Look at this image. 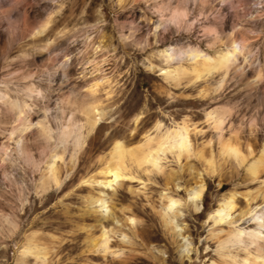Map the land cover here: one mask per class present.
Returning <instances> with one entry per match:
<instances>
[{
	"label": "rangeland",
	"instance_id": "rangeland-1",
	"mask_svg": "<svg viewBox=\"0 0 264 264\" xmlns=\"http://www.w3.org/2000/svg\"><path fill=\"white\" fill-rule=\"evenodd\" d=\"M179 9L185 15L173 19ZM45 20V31H39ZM231 35L245 39L247 56L240 55L227 75L216 71L191 80L186 74L177 83L165 76L163 70L178 63H166L161 49L190 44L213 54ZM93 80L104 114L75 155L70 141L54 146L56 131L71 111L84 120L71 101L78 102ZM0 91L26 102L21 114L31 120L27 131L17 132L15 110L0 101V264H17L28 240L33 245L24 264L39 248L47 264H240L247 250L254 253L253 245L223 248L219 240L236 228H254L251 216L240 212L264 204V170L255 178L246 171L264 145V0H0ZM218 107L226 115L220 130L206 116ZM39 119L51 129L48 140L38 132ZM184 119L190 155L163 153L161 170L150 172L127 162L126 177L111 186L96 181L103 178L98 171L113 139L133 145L145 132L155 133V121L164 129ZM17 134L34 160L17 152ZM219 136L248 159L239 165L220 154ZM56 147L63 152L54 162L60 182L44 187L40 175ZM196 180L204 183L199 209L188 199ZM228 192H236L235 206L227 222L214 223L210 214ZM93 193L106 204L88 203ZM164 194L180 202L173 221L187 234L184 240L165 226ZM102 228L110 238L106 253L89 244ZM182 241L185 254L178 247ZM229 252L237 261L225 256Z\"/></svg>",
	"mask_w": 264,
	"mask_h": 264
},
{
	"label": "bare ground",
	"instance_id": "bare-ground-1",
	"mask_svg": "<svg viewBox=\"0 0 264 264\" xmlns=\"http://www.w3.org/2000/svg\"><path fill=\"white\" fill-rule=\"evenodd\" d=\"M173 12H174L172 13L173 19H174V16L176 17V15L178 17H181V15L183 16V14L185 15V13L180 9L176 11L174 10ZM178 17H176V19ZM46 23H47V20H45V23L43 25L42 24L40 25L42 26V28H40L39 31H45L44 29H45ZM231 36L232 38H230L231 39L230 43L227 46H225L223 49L215 51L213 54H209L208 52L200 48L198 45H190V44L184 45V46H178V47L176 45H170V46H167L161 49L159 51V54L160 56L164 58L166 63H170L171 61L172 62L176 61L178 63L173 68H168V69L165 68V70H163L165 73V76L167 77V79L169 78L171 80L173 79L174 81H176L175 83H177L183 77V75L186 76V74L190 75L187 77H191V80H197L199 78L201 79V77H203L204 75H210L216 71H222L224 75H227L226 73L228 72V70L232 66L237 65L238 63L237 60L240 55L242 56V58H246L247 56V55L246 56L244 55L246 54L245 51L247 49L245 39H243L242 37L237 39L236 37H233V35ZM185 59L191 60L190 62L191 65L189 68L182 65L181 61ZM145 65H147L150 69L151 67H154L150 61H148V64H145ZM101 77H103V75ZM90 79H92V77ZM96 81H98L99 83L101 80L98 79ZM96 81L91 82V84L86 88L85 92H83L82 97L79 98L80 100H78V102H76L75 100L71 101V105H72L71 107L74 109H78V111L82 113L84 120L80 121L79 119L78 120L75 119L73 117L74 116L73 111H71L65 124L60 123V126L58 127L56 131L57 143L56 141L55 143L57 145L55 144L54 146H58V143H60V146L62 148V146L64 145L66 146V143H69L70 141V143H72L73 145L74 154H75V150H77L78 148H81L84 145L88 133L91 132L102 119L104 111H103V108L100 106L99 100L95 97L97 96L95 94V91H96L95 86L97 85ZM0 101L7 104L8 105L7 107H9V110L10 109L15 110V114L17 116L16 119L17 120L19 119V124L17 123L18 125L13 126L12 127L13 129H15L16 131L17 130L24 131L26 128L30 127L31 120H29L26 117L27 115L23 116V114H21L23 112V107L27 105L25 104L26 102L21 103L20 101L16 99H11L5 92H1V91H0ZM224 114H225V109L223 107H218V108H215V109H212L206 112L207 119L212 121L213 126L219 130L221 129V125L226 116V115L224 116ZM139 117H140V114L137 113L135 114L133 119L137 121ZM35 125L38 127L37 128L39 130L38 132H41L46 137V139L47 138L49 139L53 136L50 133L51 132L50 127L47 124H45L43 119L37 120L35 122ZM162 126L163 124L159 120L155 121V123L153 124V130L155 131V133L152 134L151 131L145 132L142 137V140H140L138 143L133 144V145H126L123 142V140L119 138L113 139V143H111L112 146L110 147V150L108 152L109 158L108 160H106L105 166H102L103 169L101 168V170L98 171L101 174H103V178L99 181L98 180L96 181L99 183H103V185L104 184L110 185L112 182H117L119 178L126 177L125 173L130 172V169H131V167L128 166L127 162H130L131 164L136 165L137 167L144 166V170L150 172V171H153L154 169L161 170L160 160L161 158H163L161 156V154L163 155V153L164 154L166 152L173 153L175 154L177 159H179L182 155H190L189 153L191 152L192 145L190 144L191 141L189 139V128L186 123V120L184 119L180 122H176L174 126L170 128L167 127L163 129ZM16 131H13L11 133H14ZM20 134H23V133L21 132ZM20 134L19 135L17 134V136H19V139L17 140V145H18L19 150H17V152H20L21 153L20 155H23V157H25V159L27 160H30V161L34 160L32 159V155L29 153L30 151H28V148L24 147V144H23L24 136L22 137V135ZM221 137L219 136L220 154L225 155L226 157L233 158L235 162H237L239 165L245 162L244 160L247 158V154L242 153L243 151L241 152V148H239V146L236 143L230 141L228 138L224 140ZM59 148H57V151H54V152L52 151L53 153L50 155V158L45 161V169L40 175L41 176L40 184H42V186L44 185V187L46 183L47 182L49 183L50 181L56 184L60 182L58 175H57L58 168L54 166V162L57 159L63 158L62 156L63 152L61 153L62 150L61 151L58 150ZM63 150H64V147H63ZM201 152L197 151L196 153L197 155L203 157ZM206 160L208 163L207 165H209L208 167L212 169L213 162H215L213 161L214 159H212V157L210 156V158ZM261 169L264 170V145L261 147L258 155L254 159H252L246 166V171L251 178H255ZM108 176H111V178L107 179ZM87 180L92 181L91 179L90 180L86 179L84 181H87ZM203 189H204V183L199 182V180H196L194 182V185L190 186V188L188 189V199L192 200L193 202L195 201L194 206L196 209H199L201 206L199 204V199L201 197ZM262 190H263L262 197L264 201V185H263ZM235 193L228 192L222 195L221 200L218 202L217 206L212 210L210 214V217H212L214 223H220L222 221L227 222L225 219L228 216V214L231 213L232 209L235 206L234 205L235 203L234 198L236 196ZM97 194L98 195L96 196H94V193L93 195L90 194L88 198L86 199L88 200L87 202L88 203L90 202L91 204L95 202L96 203L99 202L100 204L103 203V205L106 204V202L103 201V198H102L103 196L100 193H97ZM162 196L165 198V201L163 202L164 205L162 204L163 205L162 219L165 222V226L169 225L170 228H172L174 232V230L177 229L176 228L177 225L175 226L174 224L175 220L173 221V219H175L178 215V212H179L178 204H180V202L178 201L177 198L173 196H169V195L166 196L165 194ZM248 204L249 203H247V205ZM245 208L246 209L240 212V215H244L248 213L251 216V219L256 223V226L251 229H243V228L237 229L236 228L233 231H229L227 233V236H225V238H223L222 240H219L220 241L219 244L222 247L226 243L227 245L229 243L237 244V245L240 244V245H243L245 250L249 249L248 247L253 245L254 253L247 250L245 255L242 257L240 264H264V204L259 209H249L247 207ZM102 216L107 217L106 215H102ZM230 220L231 218H229L228 222H230ZM100 227H103V226L100 225ZM107 232L108 231L105 230V228H102L101 232L97 236L89 239V244L94 250L102 251L104 253H106L107 251L108 252L110 251L109 250L110 246L108 243L110 238ZM176 233L177 235H180L181 238H183V240L187 236V234L184 235V231H182V227L178 229ZM32 241L33 240H28L27 246L21 251L22 255L17 257V260H16L17 264L27 263L24 255L27 253V251L28 252L30 251L27 247H29V245L32 244ZM186 245L187 244H185L184 241L178 244V247L184 249L182 251L184 252V254L186 250L188 251V247L186 248ZM32 251L30 253H32ZM38 252L39 253L41 252L40 248L36 249V252L34 251L35 253L34 260L31 264H47L45 261V256H46L45 251L43 250V253H41L40 255ZM230 252L227 253L225 256L228 255L230 256L229 258L232 259L234 262L237 261L236 254H232Z\"/></svg>",
	"mask_w": 264,
	"mask_h": 264
}]
</instances>
